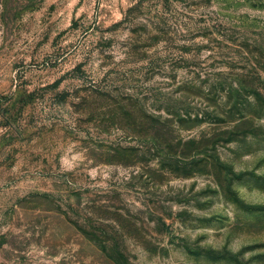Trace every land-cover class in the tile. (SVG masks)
Returning a JSON list of instances; mask_svg holds the SVG:
<instances>
[{
    "label": "rangeland",
    "instance_id": "rangeland-1",
    "mask_svg": "<svg viewBox=\"0 0 264 264\" xmlns=\"http://www.w3.org/2000/svg\"><path fill=\"white\" fill-rule=\"evenodd\" d=\"M0 264H264V0H0Z\"/></svg>",
    "mask_w": 264,
    "mask_h": 264
}]
</instances>
